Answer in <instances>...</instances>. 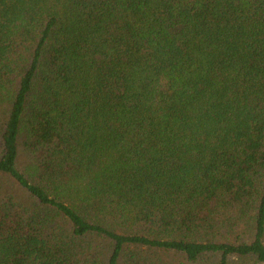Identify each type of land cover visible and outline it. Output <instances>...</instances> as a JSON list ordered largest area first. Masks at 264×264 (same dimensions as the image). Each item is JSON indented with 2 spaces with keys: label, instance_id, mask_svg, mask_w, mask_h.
<instances>
[{
  "label": "trees",
  "instance_id": "obj_1",
  "mask_svg": "<svg viewBox=\"0 0 264 264\" xmlns=\"http://www.w3.org/2000/svg\"><path fill=\"white\" fill-rule=\"evenodd\" d=\"M0 264H264V0H0Z\"/></svg>",
  "mask_w": 264,
  "mask_h": 264
}]
</instances>
